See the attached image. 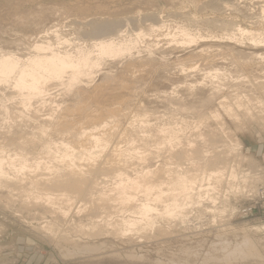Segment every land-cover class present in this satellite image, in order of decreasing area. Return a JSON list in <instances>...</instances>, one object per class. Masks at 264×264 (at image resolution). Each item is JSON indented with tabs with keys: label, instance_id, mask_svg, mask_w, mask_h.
Segmentation results:
<instances>
[{
	"label": "rangeland",
	"instance_id": "rangeland-1",
	"mask_svg": "<svg viewBox=\"0 0 264 264\" xmlns=\"http://www.w3.org/2000/svg\"><path fill=\"white\" fill-rule=\"evenodd\" d=\"M216 2L0 0V49L24 55L37 40L50 39L58 45L52 32L55 29L69 41L62 40L59 46L71 49L99 37L92 24L106 20L126 22L128 34L136 35L140 31L146 34L133 52L106 58L93 76L81 87H75L70 96L63 89H55L57 100L63 103L62 109L41 107V116L58 112L55 117H68L75 131L82 126L89 129L94 125L103 126L107 121L116 132L113 142L119 145H126L131 135H141L138 140L142 143L141 138L149 133L143 139L152 150L157 149L154 144L157 128L174 127L180 130L181 138L191 136L196 140L195 145L202 150L196 160L204 165V160L209 159L210 168L222 160L235 159L230 148L232 139L238 138L243 156L239 167L243 173L254 174L260 168L264 170V123L245 116L232 119L219 102L236 94L264 100L261 89L264 47L254 48L247 36L240 45L224 40L220 36V21L234 19V13L229 7L223 12ZM258 9L252 7L255 18L245 19L240 14L235 20L246 28L264 27V18L257 20L262 15L256 13L261 10ZM157 15L167 25L160 31H151ZM178 26L203 35L198 43L183 44L168 34ZM208 30L212 32L210 35ZM218 68L222 72L219 76L210 73ZM4 88L0 91V141H6L2 132L7 130L2 122L7 117L1 109L3 95L11 117L16 116L17 109V103L7 100L13 93ZM214 110L221 114L220 122L211 117ZM136 118H149L146 133ZM222 127L231 137L223 134ZM26 131L20 130L12 136L17 139L25 136ZM199 132H204L205 137L199 136ZM54 134V138H61V135L57 137L58 133ZM65 137L74 141L72 134ZM37 147L31 145L29 149ZM165 150L161 152L162 157L153 161L164 159ZM182 162L184 166L191 165L189 161ZM112 176H99V181L110 184ZM239 181L238 189L225 184L228 193L220 199H197L196 196L186 221L180 217L171 221L160 218L147 233L125 238L110 233L87 234L92 230V220L101 221L106 214L100 209L97 211L86 197L76 198L73 209L64 219L58 213H50L43 204H26L19 197L3 196L0 198V264H222L224 251L233 247L251 252L248 258L238 259V264H260L264 260V208L256 198L264 182L244 186ZM250 206H254L253 212L244 213V208ZM47 221L55 225V233L43 230Z\"/></svg>",
	"mask_w": 264,
	"mask_h": 264
},
{
	"label": "bare ground",
	"instance_id": "bare-ground-1",
	"mask_svg": "<svg viewBox=\"0 0 264 264\" xmlns=\"http://www.w3.org/2000/svg\"><path fill=\"white\" fill-rule=\"evenodd\" d=\"M216 3L223 12L224 8L229 7L234 13V19L223 18L220 21V32L223 33L220 36L224 40L240 45L247 36L254 48L264 47V27L246 28L239 25V20H235L240 18V14L245 19L255 18L252 7H258L261 10L256 13L261 12L262 15L257 20L262 21L264 0H217ZM160 19L158 15L155 17L157 27L154 24L150 27L151 31H160L167 25ZM98 23L92 24L98 38L71 49L59 46L63 41H69L57 29L52 32L57 37L58 45L50 39L37 40L24 55L0 49V91L3 86L10 89L13 95L7 100L17 103L16 116L11 117L10 107L4 102L6 96L1 98V109L7 115L2 122L7 130L2 132L6 141H0V198L5 196L6 199H14L16 196L24 199L26 204H43L50 213H58L66 219L76 198L86 197L97 211L100 209L106 214L101 221L92 220V230L87 234L110 233L125 238L130 234L147 233L160 218L171 221L180 217L183 222L186 221L196 196L197 199H220L226 192L225 184L238 189L241 186H238L239 180L243 181L244 186L246 183L251 186L264 182L263 168L254 174L243 173L240 169L239 163L243 156L238 138L231 141L230 150L235 153V159L232 162L222 160L220 163L211 160L218 165L210 168L209 159L204 160V165L201 160H196L202 151L196 146L197 143L195 145L196 140L191 136L181 138L180 130L174 127L157 126L154 134L157 149L152 150L143 139L149 133L141 138L142 143L138 140L141 135H131L126 145H119V142H113L116 132L112 131L113 126H109L107 121L103 126L94 125L91 129L82 126L75 131L68 117H55L59 115L58 112L44 113L46 117H42L39 113L41 107L51 106L57 111L63 107L54 94L55 89H63L65 95L70 96L75 87H81L86 79L93 76L106 58L131 53L146 35L143 31L136 35L128 34L126 22L106 20ZM169 32L173 40L183 44H195L203 35L199 31L193 33L186 26H178L175 32ZM218 37L216 39L221 40ZM210 73L216 76L222 74L220 68ZM261 89L264 91V84H261ZM253 100L256 102L253 103ZM219 103L232 119L245 116L264 123L263 99L236 94L230 99L224 97ZM65 109L69 110L68 107ZM211 117L218 122L222 119L218 110H214ZM148 119L138 120L145 133L146 127L150 125ZM20 130H27L26 135L17 139L12 136ZM221 130L231 137L232 134L225 128ZM54 133H58V136ZM53 134L57 137L61 135V138L56 139ZM69 134H72L74 141L65 137ZM198 135L205 137L204 132ZM31 145L39 146L33 150L29 149ZM163 149L167 152L164 159L153 161L161 156ZM154 153L158 155L154 156ZM182 161H189L191 165L184 166L185 162ZM111 174L110 184L99 181V176ZM43 230L47 233L56 232L55 225L50 221L43 226ZM250 254L244 248H228L224 251L222 264H238V259L248 258ZM260 264H264V260Z\"/></svg>",
	"mask_w": 264,
	"mask_h": 264
},
{
	"label": "built area",
	"instance_id": "built-area-1",
	"mask_svg": "<svg viewBox=\"0 0 264 264\" xmlns=\"http://www.w3.org/2000/svg\"><path fill=\"white\" fill-rule=\"evenodd\" d=\"M257 195H258L256 198V199H258L257 203H261V206L264 208V187H262L260 189L259 194H257ZM253 210H254V206H250L248 208H244L243 211L246 214H250L253 212Z\"/></svg>",
	"mask_w": 264,
	"mask_h": 264
}]
</instances>
